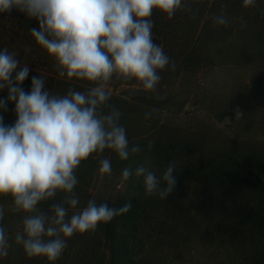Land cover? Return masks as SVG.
Segmentation results:
<instances>
[{
  "label": "clouds",
  "instance_id": "clouds-1",
  "mask_svg": "<svg viewBox=\"0 0 264 264\" xmlns=\"http://www.w3.org/2000/svg\"><path fill=\"white\" fill-rule=\"evenodd\" d=\"M198 0H0V13L16 9L38 22L29 29L31 37L53 59L60 77L87 82L85 91L70 87L65 94L45 87V77L33 76L31 90L21 85L29 75L15 52L0 49V112L14 103L15 122L4 123L0 114V196L11 199V212L22 214V231L14 237L29 258H44L55 264L77 234L95 232L103 223L129 212L131 202L110 207L90 199L78 207L75 192L77 170L90 157L98 160L101 175L112 174L105 151L126 161L141 153L130 145L122 111L109 103L114 82H135L156 93L161 72L175 64L154 42L152 15L159 11L167 19L183 11L196 19ZM256 0H243L254 7ZM213 24L227 27L226 7L212 15ZM163 99V97H159ZM242 115L241 112L237 113ZM153 142L149 141L151 150ZM177 164L173 160L157 174L146 159L121 172L124 181L142 178L145 196L165 200L176 188ZM61 199L57 201V196ZM47 203V210L40 206ZM71 210V214H70ZM5 212L0 206V221ZM13 242L0 224V259L9 255Z\"/></svg>",
  "mask_w": 264,
  "mask_h": 264
},
{
  "label": "rangeland",
  "instance_id": "rangeland-1",
  "mask_svg": "<svg viewBox=\"0 0 264 264\" xmlns=\"http://www.w3.org/2000/svg\"><path fill=\"white\" fill-rule=\"evenodd\" d=\"M221 5L226 7L232 21L227 27L216 26L212 21V15L218 14ZM194 7L198 8L196 19L183 11L170 20L159 11L153 12V39L175 64V70L169 68L161 72L156 93L144 91L135 82L110 85L109 103L122 111L121 123L126 127L130 145H139L142 151L126 161L105 151L103 157L112 162L110 176L98 172V160L102 157L94 156L82 162L77 170L79 183L75 188L80 199L78 207L86 206L90 199L98 204L105 199L114 200L116 193L131 198L142 178L133 175L124 181L122 170L125 167L135 169L150 159L153 170L157 174L162 172L164 167L154 150L168 133L186 134L187 140L197 138L205 146L225 144L235 149L253 150L264 163V61L255 47L256 39L251 32L255 27L245 17L243 0H198ZM31 28H38V22L16 9L10 14L0 13V49L15 52L17 59L28 64L30 69L21 87L30 91L32 77L41 75L46 79L45 87L54 93L65 94L70 87L85 91L90 86L87 82L69 81L58 75L53 59L31 37ZM7 95L6 89L0 90V98ZM14 108L15 104L9 103L7 112H0L6 125L15 122ZM238 112L242 115L238 116ZM149 141L153 142L151 150L148 149ZM197 161L195 155H185L182 162ZM243 170L241 176L247 180L258 183L261 177L264 179L260 171ZM194 187L195 184H187L186 193H192ZM56 199L59 201L61 195ZM0 206L5 212L0 224L13 242L9 255L0 259V264H48L44 258L27 257L22 247L15 245L14 237L22 231L23 216L11 212L9 197L0 196ZM40 207L47 210V203ZM96 233L97 230L69 239L66 250L55 264H70L74 256L80 255L79 250L86 260L102 259L104 251L98 247L92 245L84 250L88 240L97 238ZM193 240L175 264H227L228 260L217 263V259L211 258L209 249L197 243L196 237ZM104 260L107 264L108 255Z\"/></svg>",
  "mask_w": 264,
  "mask_h": 264
},
{
  "label": "trees",
  "instance_id": "trees-1",
  "mask_svg": "<svg viewBox=\"0 0 264 264\" xmlns=\"http://www.w3.org/2000/svg\"><path fill=\"white\" fill-rule=\"evenodd\" d=\"M245 17L255 27L251 32L264 61V0L247 7ZM167 135L154 151L164 168L176 161L173 193L165 200L145 196L140 183L129 199L116 193L114 200H103L110 207L119 208L126 202L132 207L102 223L97 238L88 240L84 250L94 245L104 251L102 259L86 260L78 249L80 255L70 264H106V255L107 264H175L194 237L217 263L264 264V179L254 183L241 176L243 169L264 175L262 157L253 150L225 144L205 146L202 140H187L182 133ZM185 155H195L198 161L183 163ZM187 184H195L192 193H186Z\"/></svg>",
  "mask_w": 264,
  "mask_h": 264
}]
</instances>
